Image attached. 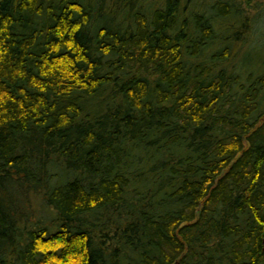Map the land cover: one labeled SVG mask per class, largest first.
<instances>
[{"label": "trees", "instance_id": "16d2710c", "mask_svg": "<svg viewBox=\"0 0 264 264\" xmlns=\"http://www.w3.org/2000/svg\"><path fill=\"white\" fill-rule=\"evenodd\" d=\"M263 5L0 0V264H264Z\"/></svg>", "mask_w": 264, "mask_h": 264}, {"label": "rangeland", "instance_id": "374dc122", "mask_svg": "<svg viewBox=\"0 0 264 264\" xmlns=\"http://www.w3.org/2000/svg\"><path fill=\"white\" fill-rule=\"evenodd\" d=\"M259 16H260V17H263V18H261V20L264 19V5H263V7L259 10ZM33 196H34V195H33ZM34 197L37 198L36 196H34ZM34 197L30 196V198H29L30 203H31V206H30V209H29V210H31V209H32V210H36L37 212L35 211V214L39 215L40 213L38 212V210H40L41 208H40L39 203L35 201V198H34ZM27 212L33 214L32 211H27ZM37 215H36V216H37Z\"/></svg>", "mask_w": 264, "mask_h": 264}]
</instances>
